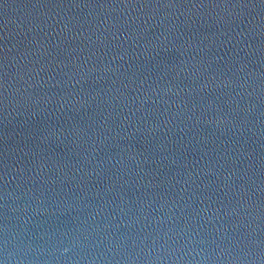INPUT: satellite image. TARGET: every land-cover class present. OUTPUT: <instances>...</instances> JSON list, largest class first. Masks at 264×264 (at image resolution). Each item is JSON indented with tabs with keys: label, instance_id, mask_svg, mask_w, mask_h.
<instances>
[{
	"label": "water",
	"instance_id": "1",
	"mask_svg": "<svg viewBox=\"0 0 264 264\" xmlns=\"http://www.w3.org/2000/svg\"><path fill=\"white\" fill-rule=\"evenodd\" d=\"M264 0H0V264H63Z\"/></svg>",
	"mask_w": 264,
	"mask_h": 264
}]
</instances>
